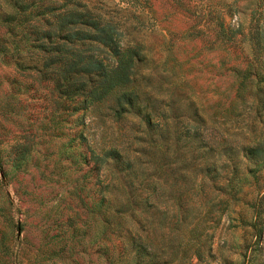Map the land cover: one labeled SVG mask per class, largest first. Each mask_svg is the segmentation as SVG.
<instances>
[{
    "label": "rangeland",
    "instance_id": "374dc122",
    "mask_svg": "<svg viewBox=\"0 0 264 264\" xmlns=\"http://www.w3.org/2000/svg\"><path fill=\"white\" fill-rule=\"evenodd\" d=\"M114 1L119 37L142 45L147 122L85 107L43 64L48 40L14 48L0 22V264H264V123L247 89L264 0ZM204 139L208 161L228 157L205 184Z\"/></svg>",
    "mask_w": 264,
    "mask_h": 264
},
{
    "label": "trees",
    "instance_id": "16d2710c",
    "mask_svg": "<svg viewBox=\"0 0 264 264\" xmlns=\"http://www.w3.org/2000/svg\"><path fill=\"white\" fill-rule=\"evenodd\" d=\"M110 1L111 6L104 0H3L8 9L2 12L0 22L6 24L10 35H20L13 41L14 48L19 49L18 40L22 37L27 39L29 34H35L33 42L36 43H30L31 46H38L47 39L49 46L42 57L43 64L48 66L56 63L53 67L55 81L65 80L63 90L74 98L78 96L85 107L97 106L102 102L107 114L115 118L124 112H132L147 122L151 112V108L143 102L147 100V92L143 86L135 83V66L140 59L142 45L139 41L121 40L116 17L118 2ZM43 14H49V17L43 19ZM43 23L46 27H42ZM259 34V29L250 31L252 49L260 44ZM54 36L59 40L49 42ZM261 45L264 51V38ZM246 72L247 67L237 71L239 80L235 97L241 96V88L248 77ZM252 75L255 80L247 88L251 112L257 122L264 123V57L262 66L253 69ZM261 133L260 126L258 134ZM228 137L229 133L225 136L219 133L218 141L226 142ZM206 142L207 139H204L201 144H197L206 152L198 167L203 184L206 183L203 177L211 171L218 174L216 163H224L228 159L208 161L213 148L211 145L205 148ZM253 151L264 161V136L257 139ZM233 177L230 173L227 178H223L220 185L222 190L233 187ZM217 201L222 204V197Z\"/></svg>",
    "mask_w": 264,
    "mask_h": 264
}]
</instances>
